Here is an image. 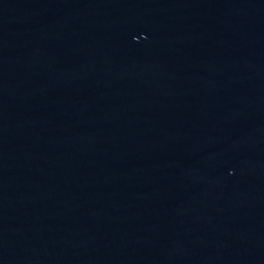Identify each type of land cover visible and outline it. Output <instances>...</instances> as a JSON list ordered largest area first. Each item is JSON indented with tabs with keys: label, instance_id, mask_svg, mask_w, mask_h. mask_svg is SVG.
<instances>
[{
	"label": "water",
	"instance_id": "water-1",
	"mask_svg": "<svg viewBox=\"0 0 264 264\" xmlns=\"http://www.w3.org/2000/svg\"><path fill=\"white\" fill-rule=\"evenodd\" d=\"M0 264H264V0H0Z\"/></svg>",
	"mask_w": 264,
	"mask_h": 264
}]
</instances>
